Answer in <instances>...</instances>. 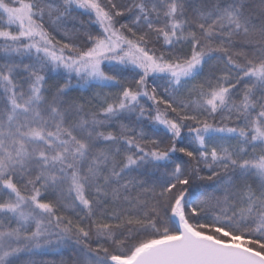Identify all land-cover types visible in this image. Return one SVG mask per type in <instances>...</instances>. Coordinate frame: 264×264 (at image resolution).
I'll list each match as a JSON object with an SVG mask.
<instances>
[{"label": "snow or ice", "instance_id": "obj_1", "mask_svg": "<svg viewBox=\"0 0 264 264\" xmlns=\"http://www.w3.org/2000/svg\"><path fill=\"white\" fill-rule=\"evenodd\" d=\"M0 264H264V0H0Z\"/></svg>", "mask_w": 264, "mask_h": 264}]
</instances>
